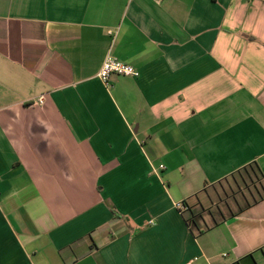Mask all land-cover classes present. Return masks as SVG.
<instances>
[{"label":"crops","instance_id":"crops-1","mask_svg":"<svg viewBox=\"0 0 264 264\" xmlns=\"http://www.w3.org/2000/svg\"><path fill=\"white\" fill-rule=\"evenodd\" d=\"M252 162L264 0H0V264H264Z\"/></svg>","mask_w":264,"mask_h":264},{"label":"trees","instance_id":"trees-1","mask_svg":"<svg viewBox=\"0 0 264 264\" xmlns=\"http://www.w3.org/2000/svg\"><path fill=\"white\" fill-rule=\"evenodd\" d=\"M225 183H228L229 186L226 187ZM219 185L222 187L224 185L220 200H225L226 203L232 197L234 201L242 203L243 206H248L264 198V177L256 162L240 168ZM183 204L184 210L190 212V216L186 218L190 231L197 234L202 233L208 228L200 223L203 218L202 214L191 213L189 205L186 202H183ZM242 209L243 207L240 206L239 210ZM209 212L213 214V211L210 210Z\"/></svg>","mask_w":264,"mask_h":264},{"label":"built area","instance_id":"built-area-1","mask_svg":"<svg viewBox=\"0 0 264 264\" xmlns=\"http://www.w3.org/2000/svg\"><path fill=\"white\" fill-rule=\"evenodd\" d=\"M113 75L138 77L139 71L131 64L120 61L112 55H107L104 59L102 66L98 72V78L105 84L109 85L110 78ZM43 97H40L38 103H42ZM176 208L184 210V204L182 202L176 204ZM151 223V222H150Z\"/></svg>","mask_w":264,"mask_h":264},{"label":"rangeland","instance_id":"rangeland-1","mask_svg":"<svg viewBox=\"0 0 264 264\" xmlns=\"http://www.w3.org/2000/svg\"><path fill=\"white\" fill-rule=\"evenodd\" d=\"M225 186L228 187L229 186L228 183H225ZM229 199L233 200L232 197H230Z\"/></svg>","mask_w":264,"mask_h":264}]
</instances>
